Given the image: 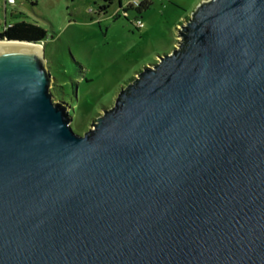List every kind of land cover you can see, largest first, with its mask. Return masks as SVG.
Returning a JSON list of instances; mask_svg holds the SVG:
<instances>
[{
	"label": "water",
	"instance_id": "obj_1",
	"mask_svg": "<svg viewBox=\"0 0 264 264\" xmlns=\"http://www.w3.org/2000/svg\"><path fill=\"white\" fill-rule=\"evenodd\" d=\"M40 43L0 39V264H264V0H202L83 134Z\"/></svg>",
	"mask_w": 264,
	"mask_h": 264
},
{
	"label": "rangeland",
	"instance_id": "obj_2",
	"mask_svg": "<svg viewBox=\"0 0 264 264\" xmlns=\"http://www.w3.org/2000/svg\"><path fill=\"white\" fill-rule=\"evenodd\" d=\"M148 1V9L129 11L127 20L117 0L106 13L99 12L100 0H0V28L27 22L47 31L40 45L53 77L50 90L69 105L74 132L90 129L132 78L172 52L179 26L202 0ZM135 18L142 28L134 27Z\"/></svg>",
	"mask_w": 264,
	"mask_h": 264
},
{
	"label": "trees",
	"instance_id": "obj_3",
	"mask_svg": "<svg viewBox=\"0 0 264 264\" xmlns=\"http://www.w3.org/2000/svg\"><path fill=\"white\" fill-rule=\"evenodd\" d=\"M100 1H101V5L99 6V12L106 13L115 0H100ZM117 2H118V6L123 12L124 15L123 17L127 20L129 17L128 14L129 11H135L137 14H140L144 10L148 9L150 5V2L148 0H141V1L117 0ZM123 3H125V6H123ZM32 4L35 3L32 2ZM115 17L116 18L119 17V14H116ZM188 18L189 16L188 14H186L182 23H184V21H186ZM137 21L141 22L139 18H135L132 21V24L136 29H140L136 25ZM46 35H47V31L44 28L27 22H17L14 24H9L7 26H4L3 28H0V39L3 40H19V41L41 43L45 39ZM133 79L134 78H132V80Z\"/></svg>",
	"mask_w": 264,
	"mask_h": 264
},
{
	"label": "built area",
	"instance_id": "obj_4",
	"mask_svg": "<svg viewBox=\"0 0 264 264\" xmlns=\"http://www.w3.org/2000/svg\"><path fill=\"white\" fill-rule=\"evenodd\" d=\"M15 0H7V3H14ZM138 28H142V23L140 21H137L136 23Z\"/></svg>",
	"mask_w": 264,
	"mask_h": 264
},
{
	"label": "bare ground",
	"instance_id": "obj_5",
	"mask_svg": "<svg viewBox=\"0 0 264 264\" xmlns=\"http://www.w3.org/2000/svg\"><path fill=\"white\" fill-rule=\"evenodd\" d=\"M35 47H37V48H39V49H40L42 46L39 44V45H37V46H35Z\"/></svg>",
	"mask_w": 264,
	"mask_h": 264
},
{
	"label": "crops",
	"instance_id": "obj_6",
	"mask_svg": "<svg viewBox=\"0 0 264 264\" xmlns=\"http://www.w3.org/2000/svg\"><path fill=\"white\" fill-rule=\"evenodd\" d=\"M28 1V0H27Z\"/></svg>",
	"mask_w": 264,
	"mask_h": 264
}]
</instances>
